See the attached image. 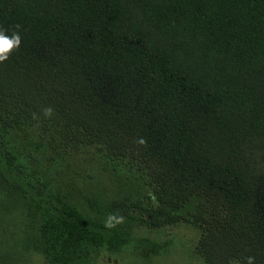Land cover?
Wrapping results in <instances>:
<instances>
[{"label": "trees", "instance_id": "16d2710c", "mask_svg": "<svg viewBox=\"0 0 264 264\" xmlns=\"http://www.w3.org/2000/svg\"><path fill=\"white\" fill-rule=\"evenodd\" d=\"M0 30L21 37L0 62V220L23 214L16 246L92 264L135 223L185 224L208 264H264V0H0ZM89 145L135 168V194L63 199ZM110 214L123 222L105 227Z\"/></svg>", "mask_w": 264, "mask_h": 264}, {"label": "rangeland", "instance_id": "374dc122", "mask_svg": "<svg viewBox=\"0 0 264 264\" xmlns=\"http://www.w3.org/2000/svg\"><path fill=\"white\" fill-rule=\"evenodd\" d=\"M71 165L64 168L63 179L59 178L61 195L69 202L83 204L82 193L97 191L109 198L123 190L131 189L135 194L140 187L135 168L123 159L104 157L91 145L76 150ZM12 218L0 220V264H44L38 255L15 245L23 236V214ZM132 235V244L121 251L97 250L92 264H208L194 253L198 233L189 225L149 229L135 223ZM144 238L161 242L169 239L170 243L160 254H149L147 250L143 252Z\"/></svg>", "mask_w": 264, "mask_h": 264}, {"label": "clouds", "instance_id": "9594fccd", "mask_svg": "<svg viewBox=\"0 0 264 264\" xmlns=\"http://www.w3.org/2000/svg\"><path fill=\"white\" fill-rule=\"evenodd\" d=\"M20 26L17 25L16 28L18 29ZM21 43V37L17 32H13L11 36L5 35L4 30H0V62L6 60L8 56L11 54V52L18 48ZM45 115H51L52 109L47 108L44 110ZM141 144L144 143L143 140L139 141ZM115 221L116 224L123 222V217H117L114 215H109L107 218V222L105 224V227L111 228L115 227V224L113 223ZM252 257L247 258V264H253Z\"/></svg>", "mask_w": 264, "mask_h": 264}]
</instances>
